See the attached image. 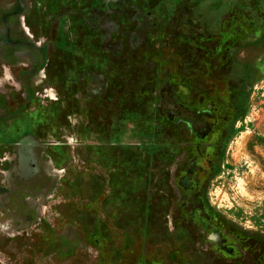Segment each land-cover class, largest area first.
I'll return each instance as SVG.
<instances>
[{
    "label": "rangeland",
    "instance_id": "rangeland-1",
    "mask_svg": "<svg viewBox=\"0 0 264 264\" xmlns=\"http://www.w3.org/2000/svg\"><path fill=\"white\" fill-rule=\"evenodd\" d=\"M0 225V264H264V0H0Z\"/></svg>",
    "mask_w": 264,
    "mask_h": 264
},
{
    "label": "built area",
    "instance_id": "built-area-1",
    "mask_svg": "<svg viewBox=\"0 0 264 264\" xmlns=\"http://www.w3.org/2000/svg\"><path fill=\"white\" fill-rule=\"evenodd\" d=\"M48 92H47V97H50V92L52 91L53 92V90H47ZM53 94H54V97L52 98V97H50L51 99H56L55 98V93L53 92Z\"/></svg>",
    "mask_w": 264,
    "mask_h": 264
},
{
    "label": "clouds",
    "instance_id": "clouds-1",
    "mask_svg": "<svg viewBox=\"0 0 264 264\" xmlns=\"http://www.w3.org/2000/svg\"><path fill=\"white\" fill-rule=\"evenodd\" d=\"M7 225H0V228H6Z\"/></svg>",
    "mask_w": 264,
    "mask_h": 264
},
{
    "label": "flooded vegetation",
    "instance_id": "flooded-vegetation-1",
    "mask_svg": "<svg viewBox=\"0 0 264 264\" xmlns=\"http://www.w3.org/2000/svg\"><path fill=\"white\" fill-rule=\"evenodd\" d=\"M4 161L7 160V158L3 159Z\"/></svg>",
    "mask_w": 264,
    "mask_h": 264
}]
</instances>
